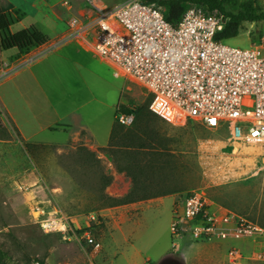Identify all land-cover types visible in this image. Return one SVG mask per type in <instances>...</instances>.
<instances>
[{"label": "rangeland", "instance_id": "374dc122", "mask_svg": "<svg viewBox=\"0 0 264 264\" xmlns=\"http://www.w3.org/2000/svg\"><path fill=\"white\" fill-rule=\"evenodd\" d=\"M56 1V9L63 13L67 24L71 15L84 14L91 6L89 2L112 6L122 0ZM65 1H69L70 10L76 8L75 13H67ZM252 1L264 13V0ZM31 21L29 14L22 17L19 24L12 26V32L22 30V25L28 27ZM66 35L52 39L53 35L49 34L52 40L47 44V50L62 46L61 40ZM262 36L264 20L244 23L239 36L225 43L248 49ZM9 52L17 54L14 50ZM36 57L35 53L27 54L23 61L30 63ZM85 67L81 77L100 103L90 104L78 113L82 126L90 130L94 140L71 125L55 126L44 99L26 75L20 76L17 83L11 82L0 88L7 108L23 134L22 137L0 105V122L5 128V132L0 133V249L6 253L5 263L86 264L80 246L65 240L59 233H44L41 224L64 217L76 232L75 228L86 226V218L93 214L103 219V223L91 224V231L100 243L104 228L114 219L129 218L119 226H113L112 238L104 241L111 253L118 254L114 264H128L130 253L135 249L139 251L140 264L147 257L157 264L167 251L172 255L170 264H231L226 253L232 246H238L243 252L240 264H259L255 258L264 246V239L256 243L232 244L200 242L189 236L174 238L171 235L174 210L193 189L203 191L217 205L245 215L264 228V168L260 151L244 146L233 148L225 129L207 128L199 123L174 127L155 116H151L145 125L134 123L130 129L155 133L160 144L152 143L153 149L165 154L161 163H170L160 175L143 180L146 186H151L147 193L169 189L175 198L162 197L161 203H149L137 217L138 212L128 206L106 207L132 190L130 177L120 172L118 166L125 168L139 156L119 147L111 152L100 148L107 147L116 106L140 108L147 100V92L133 82L115 79L104 65L92 63ZM68 73L46 75L41 85L55 90V94L63 86L60 77H65V89L75 93L81 80L76 74ZM7 74V70L2 69L0 82ZM34 96L37 99L33 102ZM69 108H72L70 104ZM49 125H53L51 131L47 129ZM108 180L109 185L105 186Z\"/></svg>", "mask_w": 264, "mask_h": 264}, {"label": "built area", "instance_id": "2783aa9c", "mask_svg": "<svg viewBox=\"0 0 264 264\" xmlns=\"http://www.w3.org/2000/svg\"><path fill=\"white\" fill-rule=\"evenodd\" d=\"M89 3L84 14L72 15L61 45L83 43L115 79L144 89L149 110L164 122L174 127L199 123L225 129L233 148H257L264 168V36L248 49L230 47L215 39L223 29L224 16L198 5H189L171 24L158 2ZM63 4L71 9L69 1ZM116 120L132 126L135 107L130 114H118ZM86 221V226L75 228L78 233L64 217L41 228L46 234H61L91 255L101 249L91 231V224L99 220L92 214ZM171 235L200 242L256 243L264 239V228L193 189L174 210ZM242 254L232 246L226 257L231 264H240ZM255 261L264 264V246Z\"/></svg>", "mask_w": 264, "mask_h": 264}, {"label": "crops", "instance_id": "0c3cea01", "mask_svg": "<svg viewBox=\"0 0 264 264\" xmlns=\"http://www.w3.org/2000/svg\"><path fill=\"white\" fill-rule=\"evenodd\" d=\"M1 8L10 12L13 15L15 23L20 22L22 17H25L29 14L31 16V23L28 27L22 25V30L27 29L30 26H36L41 31H43L48 37L49 34L53 35L52 39L59 38L64 36L68 32V23L65 24L63 20V13L57 11L58 1L56 0H0ZM5 6L6 9L3 7ZM75 7L73 10H68L67 13H75ZM14 12H17L15 15ZM72 15L70 16V18ZM70 20V19H69ZM12 31V30H11ZM21 31V30H20ZM19 32V31H18ZM14 33V32H12ZM50 40H52L49 37ZM13 52L5 53L0 49V73L2 69H6L8 74L0 82V88L8 83H17L18 78L22 75H26L28 79L36 85V88L40 92L39 94L44 99L46 103L45 107L47 112L53 116L54 124L57 125H71L73 128H79L84 131L88 136L94 140L93 134L87 127L82 126V119L78 112L84 107L89 106L93 103H100V100L96 97L94 92L91 90L87 82L81 77V70L86 69L85 65H90L93 63L104 65L98 61L93 53L79 41H72L62 44V46L47 50V45L31 50L28 55L36 54V57L32 62L25 63L23 59L27 54L19 56L18 54H12ZM107 67L106 65H104ZM108 68V67H107ZM70 72L73 75L76 74L81 82L77 85L75 93L68 92L65 89V77H60V83H63V86L55 94V90H49L44 88L41 85L44 77L46 75H60L61 73ZM68 73V74H70ZM95 73V72H93ZM45 81V80H44ZM53 91V92H52ZM84 93V94H83ZM33 102L37 99L36 96L33 98ZM69 104L70 107L69 108ZM0 105L6 112V115L11 120L12 125L22 136V131L17 124L16 120L13 117L12 113L8 110V105L4 100V96L0 93ZM117 108V106H116ZM114 121L111 123L110 132L112 129ZM53 125L47 127L51 131ZM64 134V133H63ZM108 134V133H107ZM23 137V136H22ZM110 138V133L106 146L108 145ZM95 142V141H94ZM99 146V145H98ZM104 147V146H100ZM175 196V195H174ZM173 195L166 196L174 197ZM162 197L149 199L146 201H140L131 205H127L131 210L136 211L135 217L139 216L142 208L152 202L163 201ZM175 198V197H174ZM121 206V207H127ZM120 208V207H119ZM134 218V217H132ZM118 219V220H117ZM131 219V218H130ZM173 219V218H172ZM129 220L128 217H117L112 221L109 226L104 228L103 239L101 243V249L91 255L83 254L86 260V264H114L115 257H118L117 252L111 253L109 248L105 245L104 241L107 238H112V227L119 226V224ZM172 223V221H171ZM171 230V224H170ZM182 238V237H179ZM184 238V237H183ZM173 248H176L173 245ZM175 250V249H174ZM139 251L136 249L130 253L128 264H140L139 262ZM172 255L170 251H167L160 257V261L157 264H160L167 258H170ZM143 264H154L149 257L145 259Z\"/></svg>", "mask_w": 264, "mask_h": 264}, {"label": "trees", "instance_id": "16d2710c", "mask_svg": "<svg viewBox=\"0 0 264 264\" xmlns=\"http://www.w3.org/2000/svg\"><path fill=\"white\" fill-rule=\"evenodd\" d=\"M149 1L158 2L163 7L165 10V18L171 24H176L179 21L181 15L189 5H198L209 11H218L224 16V26L216 34L215 39L223 42L238 37L244 23H256L264 20V13L258 10L252 0ZM14 24L13 15L10 12L4 11L0 6V49L2 51L9 52L14 50L21 56L29 53L33 49L46 46L49 43V37L36 26H30L27 29L12 33L11 28ZM132 108L131 106L128 107L125 105H119L116 108L108 145L105 148H100L101 151L111 152L119 147V149L128 151L133 156H139V159L130 162L125 168L118 166L120 172H125L126 176L130 177L132 190L122 199L114 200L109 206H106L108 208L127 206L140 201L166 197L172 194V191L169 189L163 190L162 192L147 193L151 186H146L143 180L146 181L155 175H160V171L165 167H169L170 163H161L162 157L165 154L160 150L153 149V144H160L154 132H139L130 129L131 127H124L117 122L116 117L118 114H130ZM151 116L157 117L149 110V102H145L140 108H135L134 123L145 125L150 121ZM4 132L5 128L0 122V133ZM145 159H148L147 163ZM108 185L109 180L105 186ZM98 220L100 223H103L101 217H98ZM5 257L6 253L0 249V264H6ZM38 264L44 263L41 262Z\"/></svg>", "mask_w": 264, "mask_h": 264}, {"label": "water", "instance_id": "95a60500", "mask_svg": "<svg viewBox=\"0 0 264 264\" xmlns=\"http://www.w3.org/2000/svg\"><path fill=\"white\" fill-rule=\"evenodd\" d=\"M170 262H171V259L167 258L164 261H162L160 264H170Z\"/></svg>", "mask_w": 264, "mask_h": 264}, {"label": "flooded vegetation", "instance_id": "af4514ba", "mask_svg": "<svg viewBox=\"0 0 264 264\" xmlns=\"http://www.w3.org/2000/svg\"><path fill=\"white\" fill-rule=\"evenodd\" d=\"M171 264H176V263H171Z\"/></svg>", "mask_w": 264, "mask_h": 264}]
</instances>
